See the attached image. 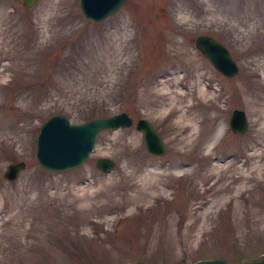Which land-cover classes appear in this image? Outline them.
<instances>
[{"label": "rangeland", "instance_id": "1", "mask_svg": "<svg viewBox=\"0 0 264 264\" xmlns=\"http://www.w3.org/2000/svg\"><path fill=\"white\" fill-rule=\"evenodd\" d=\"M0 0V264L230 263L264 251V0H124L98 22L76 0ZM208 34L235 61L212 68ZM248 123L227 129L230 109ZM124 111L147 118L164 154L133 126L95 137L81 165L42 170L37 127ZM113 160L105 172L97 157ZM129 215V216H128ZM128 216V217H127Z\"/></svg>", "mask_w": 264, "mask_h": 264}, {"label": "water", "instance_id": "2", "mask_svg": "<svg viewBox=\"0 0 264 264\" xmlns=\"http://www.w3.org/2000/svg\"><path fill=\"white\" fill-rule=\"evenodd\" d=\"M37 0H22L23 8L34 4ZM124 0H76L79 13L86 20L98 22L107 19L110 14L118 10L120 4ZM192 42L195 48L203 57L210 62L212 68L220 72L222 76H234L236 71V63L231 60L229 52L213 38L207 34L196 35ZM226 123L228 129L235 134L245 132L247 122L245 113L242 109L231 108L229 111ZM132 119L124 111L113 112L100 116H92L86 118L82 122H72L63 115V113L55 112L50 116H46L40 126L37 128V134L34 136L33 153L35 161L42 170L51 172L74 169L84 162V159L92 151L95 137L98 133L106 129L113 130L114 128H124L132 124ZM133 127L140 131L142 137V147L144 151L154 157L164 154L166 146L163 139L156 131V128L151 126V123L145 117H139L133 122ZM75 149L72 156L71 152ZM66 154L62 159H54L59 154ZM7 165L1 172V178L4 180H13L17 177V173L24 167V163L20 160H14L6 163ZM94 167L100 171H107L113 164V160L105 157H97ZM120 264H146L144 261L133 260L126 261ZM192 264H264V251L257 254L252 259L237 261L230 263L225 259L214 256L212 259H198Z\"/></svg>", "mask_w": 264, "mask_h": 264}, {"label": "bare ground", "instance_id": "3", "mask_svg": "<svg viewBox=\"0 0 264 264\" xmlns=\"http://www.w3.org/2000/svg\"><path fill=\"white\" fill-rule=\"evenodd\" d=\"M74 153H75V149L73 148L71 152L72 156L74 155ZM65 154L66 152H63V154L60 153L59 156L54 157V159H62Z\"/></svg>", "mask_w": 264, "mask_h": 264}]
</instances>
